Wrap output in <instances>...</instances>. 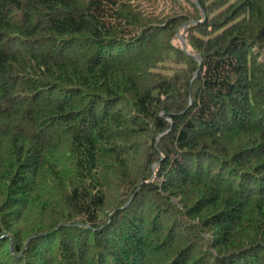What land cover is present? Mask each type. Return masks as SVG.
Here are the masks:
<instances>
[{
    "label": "trees",
    "instance_id": "obj_1",
    "mask_svg": "<svg viewBox=\"0 0 264 264\" xmlns=\"http://www.w3.org/2000/svg\"><path fill=\"white\" fill-rule=\"evenodd\" d=\"M196 2L0 0V264H264V0Z\"/></svg>",
    "mask_w": 264,
    "mask_h": 264
},
{
    "label": "rangeland",
    "instance_id": "obj_2",
    "mask_svg": "<svg viewBox=\"0 0 264 264\" xmlns=\"http://www.w3.org/2000/svg\"><path fill=\"white\" fill-rule=\"evenodd\" d=\"M196 4H197V2H196ZM188 24H189V23H184V24H182L181 26H179L178 29L176 30L175 35H174V44H175L176 46H181L182 49L185 48V43H186V40H185V34H186V33H185V29H186V27L188 26ZM185 49H186V48H185ZM186 50H188V49H186ZM188 51H189L190 53H192L193 55L197 56L198 59H196V57H194V58L200 63L199 56L196 55V54H194V53L191 52L190 50H188ZM191 56H192V55H191ZM153 167H154V165H153ZM130 198L132 199L133 197H130ZM131 199H129V201L126 202L125 205H127V204L130 202Z\"/></svg>",
    "mask_w": 264,
    "mask_h": 264
},
{
    "label": "water",
    "instance_id": "obj_3",
    "mask_svg": "<svg viewBox=\"0 0 264 264\" xmlns=\"http://www.w3.org/2000/svg\"><path fill=\"white\" fill-rule=\"evenodd\" d=\"M191 1H193L194 3H196V0H191ZM183 50H184L186 53H188L189 55H192L193 57H196V59H198L197 56L193 55L192 53H190V52H189L188 50H186L185 48H183ZM196 74H197V72L194 73V77L196 76Z\"/></svg>",
    "mask_w": 264,
    "mask_h": 264
}]
</instances>
